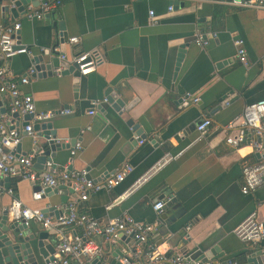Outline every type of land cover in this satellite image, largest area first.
Segmentation results:
<instances>
[{"label":"crops","instance_id":"obj_1","mask_svg":"<svg viewBox=\"0 0 264 264\" xmlns=\"http://www.w3.org/2000/svg\"><path fill=\"white\" fill-rule=\"evenodd\" d=\"M45 1L56 0L28 3L14 16L3 9L4 0L0 25L19 22L16 39L30 51L7 60L12 75H23L37 64L34 59L39 56L53 66L52 74L37 71L22 86L33 95L36 109L72 110L56 113L47 121L57 128L59 142H80L82 148L73 157V145L59 148L52 161L57 168H84L95 182L103 181L125 162L133 166L119 185L92 192L79 201V210L102 223L126 212L136 220L155 224L148 243L160 253L179 251L200 257L217 248L219 257L208 259L211 264H245L250 252L264 246V241L254 247L233 230L253 211L264 222V185L243 194L242 167L259 162L262 154L249 140L236 148L227 145L223 128L248 103L264 98V8H238L205 0H58L59 4L41 18H27L29 11L39 10ZM150 10L156 23L150 20ZM197 34L207 45L195 42ZM72 36L79 38L76 44L68 42ZM236 40H242L246 63L239 61ZM92 49L100 50L104 61L86 75L85 89L74 87L71 74L55 73L77 52ZM61 54L64 61H60ZM107 93L116 94L125 106L136 101L119 111L105 102L102 110L97 106L95 113L89 114L91 102L104 100ZM185 93L198 97V102L184 101ZM1 107L7 112L0 117L10 115L9 97L0 92ZM203 115L210 117L212 124L208 134L198 138L195 125ZM16 122L22 127V114ZM135 124L146 136L143 144L131 142L136 138ZM39 132L41 128L35 130L34 141L24 134L18 146L21 154L35 152L33 163L41 171L44 164L38 156L50 149L36 152L43 142ZM247 136L255 138L252 133ZM166 152L180 154L141 188L112 204ZM168 188L185 208L174 221L162 219L163 213L151 207ZM14 190L25 204L42 210L51 206L62 210L63 204L77 195L47 189L41 199L33 200V188L20 178H16ZM10 202V195L0 196L3 207ZM47 215L54 217L53 212ZM30 229L39 231L42 227L31 221ZM63 232L70 237L81 234L82 229L65 228ZM50 235L54 241V234ZM130 247L140 250L145 245L131 242ZM104 248L109 252L107 245ZM33 252L38 263L44 264L37 250ZM70 264L77 263L73 260Z\"/></svg>","mask_w":264,"mask_h":264},{"label":"built area","instance_id":"obj_2","mask_svg":"<svg viewBox=\"0 0 264 264\" xmlns=\"http://www.w3.org/2000/svg\"><path fill=\"white\" fill-rule=\"evenodd\" d=\"M205 1L229 4L238 8H264V0ZM58 4V0L54 2L45 1L39 10L32 12L28 10L26 16L29 19L33 16L41 18L44 13ZM168 10H172V6H169ZM149 17L151 22H157L153 10L149 11ZM19 29V22L0 25V92L7 94L9 97L10 112V115L0 117V196L3 194L11 196V202L8 206L11 219L26 226L30 225L31 221H38L42 229L54 234V252L44 264H70L73 260L77 264H93L95 259L100 260L102 263L107 259L105 245L109 247V252L114 251L116 248L119 249L121 254L118 259L122 264H211L210 261H202L199 257L193 256L192 253L187 254L179 251L160 253L155 250L154 246L148 243L150 235L156 228L153 223L136 220L126 212L102 223L86 212L79 210L78 202L86 200L90 193L102 189L110 190L119 185L133 169L130 163L125 162L113 173L107 175L103 181L95 182L88 176L86 169H71L67 165L57 168L52 159L47 160L42 170L38 171L33 163L34 151L27 154H21L17 151V146L24 134L31 137L33 141L35 140L36 134L32 129L34 123L47 121L56 113L67 114L72 111L70 108L48 111L36 109L33 95L22 89V86L28 84L32 76L36 74L37 70L34 65L30 66L21 76L15 77L11 74L7 60L15 54L30 52L27 46L20 44L16 39ZM78 41L77 36L68 38V42L71 44H76ZM195 42L200 46L208 43L200 34H197ZM235 44L237 45L239 61L246 63V53L242 46V40H236ZM60 59L64 61L65 56L61 54ZM103 61V53L98 49H92L77 52L68 63H77L79 74L86 76L94 72ZM64 69L65 67L60 65L55 69V73L59 75ZM182 99L193 103H197L199 100L198 97H193L190 93H185ZM103 102H106V99L93 100L88 113L94 114L97 106ZM13 112H19L22 115L32 114V119L28 125L19 127L15 123L16 121L12 120L11 113ZM211 124L210 117L201 116L195 125L197 137H205ZM223 132L225 134L224 141L227 145L236 148L249 140L253 148L262 154V159L259 162L243 165L241 192L248 194L263 186L264 98L248 103L240 115L224 126ZM248 133L254 134L255 138L248 139ZM138 142L143 144L144 140L141 139ZM81 148L80 142L74 143L70 150L71 157ZM179 154L166 152L143 174L138 176L112 204H117L141 188L163 166ZM12 178L25 179L29 182L33 188L31 194L33 200L41 199L46 189L57 187L60 184L71 188L73 193L77 195L64 205L62 213L55 218L45 215L41 208L28 206L20 200L16 196L14 188L5 185V179L9 181ZM168 199H160L152 203V209L160 214ZM77 227L82 229L81 234H73L68 237L63 232L65 228ZM233 233L240 240L256 247L264 241V222L258 220L256 212L253 211L234 228ZM122 236H124V239L121 238ZM96 237H99L100 240H97ZM130 239H132L131 242H136L137 245H145V248L131 250ZM259 250L264 253V246H260ZM143 260L146 263H143Z\"/></svg>","mask_w":264,"mask_h":264},{"label":"water","instance_id":"obj_3","mask_svg":"<svg viewBox=\"0 0 264 264\" xmlns=\"http://www.w3.org/2000/svg\"><path fill=\"white\" fill-rule=\"evenodd\" d=\"M3 1L4 0H0V4ZM35 1L37 0H7V3L3 5V9L5 11H10L14 16H16L20 11L24 10L25 5H27L28 3L34 4ZM180 47L182 51L183 47ZM182 53L183 52H181L179 57H181ZM41 60V56L34 59V61L37 63L35 65L36 70L42 71V73L45 74L48 73V75L52 74V64L42 62ZM60 65L65 67L61 74H71L73 76L74 87L78 88L79 90L85 89L86 76L79 74L77 63L69 64L67 62H62ZM109 92H111L110 89H108V93ZM108 93L105 94L106 102L111 103V106L118 111L124 107L128 109L136 101V99H134L125 106V102L121 98H118L116 94L110 95ZM103 103L98 105V108H100V110L103 109ZM6 112L7 110L4 107L0 108V114H4ZM11 116L12 120L18 121L20 118V113L13 112L11 113ZM31 119L32 114L22 115V126L28 125ZM15 123L19 125L18 122ZM136 125L137 124L133 126L134 130L136 131V138L131 140L132 144H136L137 141L146 137L143 131ZM39 128H41L42 132H39L38 134L42 137L43 142L40 143L36 152L39 153L43 148L46 147H49L50 149V151H43L42 154L38 156L37 160L42 161L43 164L47 160L51 159L55 150L59 148L70 147L73 145L72 141L69 144L58 141L57 128L53 127V123L51 121H46L41 124L36 122L33 124L32 129L34 131ZM17 151H19V146H17ZM7 182L8 179H5L6 186H8ZM48 190H53L55 192L58 190H60V192H65V190H68L70 193H73V190L71 188H67L62 184L54 188H48ZM165 197H169V199L162 207L161 213L163 214H161V218H168L171 221H174L177 217L184 213L185 208L180 202L177 201V198L169 188L165 189L163 194L156 197L154 201L156 202L159 199H165ZM66 200L67 198L65 197L62 199V202L66 203ZM62 207H64V204ZM43 211L45 215L53 212L55 218L62 213V210L56 209L55 206H51L50 208H47ZM121 238L124 239V236H122ZM34 249L37 250L39 256L44 260V262L50 259L52 253L54 252V241L50 233L45 229L39 231L31 230L30 225L26 226L23 223L11 219L8 212V207H3L2 205H0V264H39L37 258L35 257V253L33 252ZM215 249H211L209 252L203 253L199 258L202 261H207L208 259H212L215 261L219 257V255L215 253ZM105 254L109 257L106 259V262L104 264H122L118 259V256L121 254L118 248H116L112 252H105ZM93 264L102 263L100 260L95 259L93 261ZM213 264L215 263L213 262ZM245 264H264V253H262L259 249H253V251H251L249 256L247 257Z\"/></svg>","mask_w":264,"mask_h":264},{"label":"trees","instance_id":"obj_4","mask_svg":"<svg viewBox=\"0 0 264 264\" xmlns=\"http://www.w3.org/2000/svg\"><path fill=\"white\" fill-rule=\"evenodd\" d=\"M15 181H16V178H12V179L10 180V186L13 187V188H14V186H15Z\"/></svg>","mask_w":264,"mask_h":264}]
</instances>
